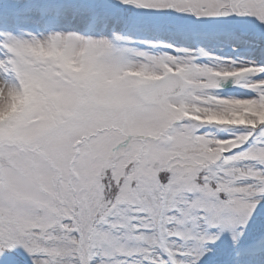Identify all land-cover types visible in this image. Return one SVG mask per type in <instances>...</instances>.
I'll return each mask as SVG.
<instances>
[{"label":"snow or ice","instance_id":"obj_1","mask_svg":"<svg viewBox=\"0 0 264 264\" xmlns=\"http://www.w3.org/2000/svg\"><path fill=\"white\" fill-rule=\"evenodd\" d=\"M0 264H264V0H0Z\"/></svg>","mask_w":264,"mask_h":264}]
</instances>
